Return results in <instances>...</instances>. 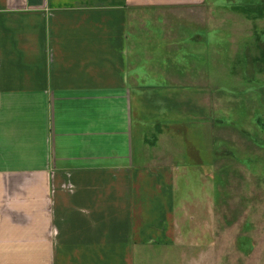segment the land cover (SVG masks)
Instances as JSON below:
<instances>
[{"label":"crops","instance_id":"crops-1","mask_svg":"<svg viewBox=\"0 0 264 264\" xmlns=\"http://www.w3.org/2000/svg\"><path fill=\"white\" fill-rule=\"evenodd\" d=\"M207 1L0 0V264H137L184 238L193 168L136 147L134 97L170 88L148 75L165 13Z\"/></svg>","mask_w":264,"mask_h":264},{"label":"rangeland","instance_id":"rangeland-1","mask_svg":"<svg viewBox=\"0 0 264 264\" xmlns=\"http://www.w3.org/2000/svg\"><path fill=\"white\" fill-rule=\"evenodd\" d=\"M207 4L165 13L148 75L176 88L134 97L136 147L193 168L184 240L137 264H264V0Z\"/></svg>","mask_w":264,"mask_h":264},{"label":"trees","instance_id":"trees-1","mask_svg":"<svg viewBox=\"0 0 264 264\" xmlns=\"http://www.w3.org/2000/svg\"><path fill=\"white\" fill-rule=\"evenodd\" d=\"M261 9L260 10H263L264 9V6L263 7H260ZM262 15H264V14H262Z\"/></svg>","mask_w":264,"mask_h":264}]
</instances>
